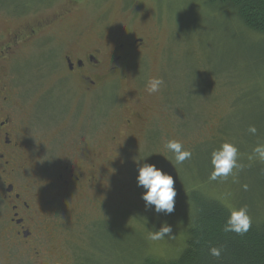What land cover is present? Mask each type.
Instances as JSON below:
<instances>
[{
  "label": "rangeland",
  "instance_id": "rangeland-1",
  "mask_svg": "<svg viewBox=\"0 0 264 264\" xmlns=\"http://www.w3.org/2000/svg\"><path fill=\"white\" fill-rule=\"evenodd\" d=\"M0 2L12 9L1 11L10 15L2 23L6 27L69 9L54 30L62 40L77 35L83 45L134 36L145 46L125 79L90 98L63 80L61 70H51L48 43L21 54L12 86L23 120L30 123L28 178L42 212V240L38 256L0 243V264L172 258L183 249V217L195 197L209 195L231 210L247 207L248 214L264 216V161L253 151L264 145V39L244 30L230 10L213 8L207 0ZM154 77L163 84L149 95L146 86ZM128 120L130 127L124 124ZM252 126L255 133L249 132ZM111 136L120 138L109 141ZM168 140L181 142L191 158L177 165L164 147ZM225 143L238 149L240 167L211 181V154ZM97 152L108 158L100 168V191L60 186L62 164ZM145 163L173 177L172 213L145 207V189L136 180ZM164 223L172 226L174 237L149 239L150 230Z\"/></svg>",
  "mask_w": 264,
  "mask_h": 264
},
{
  "label": "flooded vegetation",
  "instance_id": "flooded-vegetation-1",
  "mask_svg": "<svg viewBox=\"0 0 264 264\" xmlns=\"http://www.w3.org/2000/svg\"><path fill=\"white\" fill-rule=\"evenodd\" d=\"M2 9L10 8L0 2V243L19 250L21 255L38 256L43 220L28 178L30 123L23 120V106L12 86L16 63L24 50L48 43L45 46L51 45L50 49L45 51L53 59L51 70H61L63 80L75 86L80 95L90 98L125 79L127 70L145 46L143 39L134 36L125 37V41L115 39L83 45L79 44L77 35L62 40L54 30L65 15L71 14L69 9L41 21L8 27L2 23L9 22L10 15L1 12ZM124 124L132 125L130 120ZM119 138L111 136L109 141ZM105 158L103 152H97L88 159H71L57 170L58 183L77 192L100 191L97 184L104 178L101 169L106 167L108 158Z\"/></svg>",
  "mask_w": 264,
  "mask_h": 264
},
{
  "label": "trees",
  "instance_id": "trees-1",
  "mask_svg": "<svg viewBox=\"0 0 264 264\" xmlns=\"http://www.w3.org/2000/svg\"><path fill=\"white\" fill-rule=\"evenodd\" d=\"M207 5L230 10L244 30L264 39V0H207ZM191 204V212L183 217L184 246L176 256L147 255L129 264H264V216L249 213L252 226L237 235L223 231L231 212L228 204L209 195L195 197ZM212 247L222 249L220 257L210 254Z\"/></svg>",
  "mask_w": 264,
  "mask_h": 264
},
{
  "label": "clouds",
  "instance_id": "clouds-1",
  "mask_svg": "<svg viewBox=\"0 0 264 264\" xmlns=\"http://www.w3.org/2000/svg\"><path fill=\"white\" fill-rule=\"evenodd\" d=\"M163 80L161 78L149 79L146 91L149 95L160 91ZM249 132L255 133L254 126L249 128ZM164 147L174 153L175 163L183 164L187 159L191 158L192 153L183 148L181 142L177 140H168ZM257 158L264 161V145H257L253 149ZM238 149L230 144H223L218 150L211 154V164L213 167L209 179L216 181L218 178H227L233 174V170L240 167L237 163ZM137 185L145 189L142 193V200L145 202V207L154 206V211L159 214L161 212L170 214L174 211V203L176 191L174 188V179L171 175L163 172L154 164H143L138 168L136 177ZM252 226V219L248 215L247 207H240L231 210L226 223L223 226L224 232H231L237 235H244ZM173 229L171 225L162 224L159 229H151L149 239L152 241H162L165 238H173ZM210 254L214 257H220L221 248L212 247L209 249Z\"/></svg>",
  "mask_w": 264,
  "mask_h": 264
}]
</instances>
